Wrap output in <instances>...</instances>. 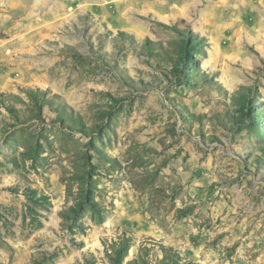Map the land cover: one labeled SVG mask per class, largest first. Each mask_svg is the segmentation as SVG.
Instances as JSON below:
<instances>
[{
  "label": "rangeland",
  "instance_id": "1",
  "mask_svg": "<svg viewBox=\"0 0 264 264\" xmlns=\"http://www.w3.org/2000/svg\"><path fill=\"white\" fill-rule=\"evenodd\" d=\"M0 264H264V0H0Z\"/></svg>",
  "mask_w": 264,
  "mask_h": 264
}]
</instances>
